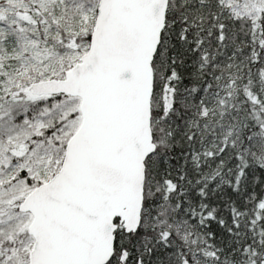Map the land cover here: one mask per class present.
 Here are the masks:
<instances>
[{
    "label": "snow or ice",
    "instance_id": "1",
    "mask_svg": "<svg viewBox=\"0 0 264 264\" xmlns=\"http://www.w3.org/2000/svg\"><path fill=\"white\" fill-rule=\"evenodd\" d=\"M0 264H264V0H0Z\"/></svg>",
    "mask_w": 264,
    "mask_h": 264
}]
</instances>
